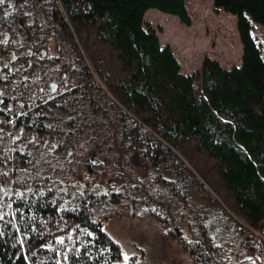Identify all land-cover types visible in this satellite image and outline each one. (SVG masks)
<instances>
[{"label":"trees","instance_id":"1","mask_svg":"<svg viewBox=\"0 0 264 264\" xmlns=\"http://www.w3.org/2000/svg\"><path fill=\"white\" fill-rule=\"evenodd\" d=\"M213 5L237 18L242 63L205 58L186 74L145 21L158 9L190 26L185 0L0 4V101L15 107L3 113L35 137L29 150L0 145V264H141L100 225L127 201L176 225L170 238L209 264V242L168 215L187 208L193 190L230 227L236 264H264V56L254 34L264 0ZM102 153L136 161L142 174L116 169L106 182L99 175L112 165Z\"/></svg>","mask_w":264,"mask_h":264},{"label":"rangeland","instance_id":"2","mask_svg":"<svg viewBox=\"0 0 264 264\" xmlns=\"http://www.w3.org/2000/svg\"><path fill=\"white\" fill-rule=\"evenodd\" d=\"M185 4L191 17L190 26L183 24L178 17L158 9H150L145 14V21L157 32L161 44L172 48L181 65L182 72L189 74L200 69L205 58L218 61L226 69L241 65L243 46L238 34L237 18L223 10H216L213 0H185ZM254 34L264 56V28L259 24H254ZM48 51L49 54L57 52L56 46L52 44ZM15 81L17 82V80ZM13 84H10L12 88ZM23 105L21 101L17 109ZM8 107L9 110H15V107L11 108V104ZM0 134V145L2 144L5 148L6 146L10 148L12 142L17 141L18 144H21L17 145L15 149L12 147L14 150L25 148L24 145H27L33 136L30 132H24L20 136L19 131L12 137L3 131H0ZM19 137H21V142ZM100 157V160L112 165L111 168L101 171L99 175V177L107 179L106 182L110 180L109 178L114 179L117 175L116 169L125 172L129 179L135 176L138 178L142 174L141 167L135 168L129 164L136 162L132 159L123 161L120 157H110L107 153H102ZM125 165L127 170L123 168ZM89 170L88 164L85 172L88 173ZM29 176V179L32 178V174ZM99 177L96 174V178L99 179ZM209 202V198L206 200L197 190H193L189 196L187 208L185 207L179 212L175 206H171L168 215H170L171 221L180 217L181 229L185 236L190 237V234L194 233L190 230L193 225L192 228L202 234V239L204 237L209 242L208 244L215 251V255H210L209 264H236V255H232L233 252L229 245L230 227L224 219L218 220L221 219L222 214H218L221 217L214 216L212 208L216 207H211ZM160 217L162 219L164 215L162 214ZM3 218L1 215L0 220ZM235 218L238 219L236 216ZM213 219L216 220L215 223H212ZM100 225L119 243L125 257L136 256L141 264H199L191 254L168 235V232L177 229L176 225L168 229L164 228L165 226H162L149 210L139 214L132 208L129 201L119 209L117 208L115 214L108 218H102ZM0 226H4L1 221ZM202 239H200L202 246L207 250L210 249ZM242 258L244 257L239 255L238 259ZM255 263L254 261L245 262V264Z\"/></svg>","mask_w":264,"mask_h":264},{"label":"flooded vegetation","instance_id":"3","mask_svg":"<svg viewBox=\"0 0 264 264\" xmlns=\"http://www.w3.org/2000/svg\"><path fill=\"white\" fill-rule=\"evenodd\" d=\"M35 50H38V49H35ZM29 53L31 54V57L30 59L32 58H35V53H34V50L33 49H30L29 50ZM41 53L43 56H46V51L44 50H41ZM15 59L17 58L16 56L14 57ZM54 88H53V92L57 91L59 89V85L58 84H54L52 85ZM10 106V105H9ZM4 107H7L5 109H7V112L9 111H13V110H9L10 108L8 107V105L5 106V104L2 102V100L0 101V131H3V132H6L7 134H9L10 136H14L15 133H17L18 131L21 133L20 136H22V134L25 132H27L24 128H17V127H14L13 126V121L14 119H10V116H9V113H3V108ZM31 133V132H30ZM33 133V132H32ZM31 133V134H32ZM19 139L21 140V137H19ZM23 139V138H22ZM31 140H35V137H34V133H33V136L31 138ZM47 142V141H46ZM17 145H21V144H16L14 147H17ZM24 145V144H23ZM46 145V143H45ZM26 146L25 148H31L30 144L28 143L27 145H24ZM50 146H53V149H56L58 147L57 144H52V145H49ZM23 148V147H22ZM28 149V150H29ZM63 151V149H62ZM91 162H95V160L93 158H90ZM13 162H18L17 160H13ZM103 162V161H102ZM2 190H4L5 188L4 187H1ZM9 189V195L10 196H13L14 193H13V189L11 187H8Z\"/></svg>","mask_w":264,"mask_h":264},{"label":"snow or ice","instance_id":"4","mask_svg":"<svg viewBox=\"0 0 264 264\" xmlns=\"http://www.w3.org/2000/svg\"><path fill=\"white\" fill-rule=\"evenodd\" d=\"M4 2V0H0V4H2Z\"/></svg>","mask_w":264,"mask_h":264},{"label":"water","instance_id":"5","mask_svg":"<svg viewBox=\"0 0 264 264\" xmlns=\"http://www.w3.org/2000/svg\"><path fill=\"white\" fill-rule=\"evenodd\" d=\"M73 183H76V182H73ZM63 184H65V183H63Z\"/></svg>","mask_w":264,"mask_h":264}]
</instances>
